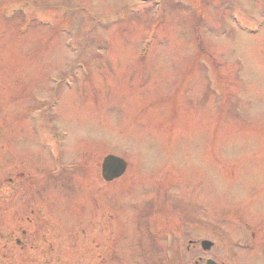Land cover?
I'll use <instances>...</instances> for the list:
<instances>
[{
	"label": "rangeland",
	"instance_id": "1",
	"mask_svg": "<svg viewBox=\"0 0 264 264\" xmlns=\"http://www.w3.org/2000/svg\"><path fill=\"white\" fill-rule=\"evenodd\" d=\"M206 260L264 264V0H0V264Z\"/></svg>",
	"mask_w": 264,
	"mask_h": 264
},
{
	"label": "water",
	"instance_id": "2",
	"mask_svg": "<svg viewBox=\"0 0 264 264\" xmlns=\"http://www.w3.org/2000/svg\"><path fill=\"white\" fill-rule=\"evenodd\" d=\"M127 168L126 162L116 156L108 155L103 158L100 166V175L105 183H111L114 180L119 179L125 173ZM200 247L202 251H209L212 247V243L208 241H201ZM205 264H216L212 260H207Z\"/></svg>",
	"mask_w": 264,
	"mask_h": 264
},
{
	"label": "flooded vegetation",
	"instance_id": "3",
	"mask_svg": "<svg viewBox=\"0 0 264 264\" xmlns=\"http://www.w3.org/2000/svg\"><path fill=\"white\" fill-rule=\"evenodd\" d=\"M116 181V180H115ZM114 182V181H113ZM199 246H200V243H199ZM196 263H199V262H196ZM205 264V263H204Z\"/></svg>",
	"mask_w": 264,
	"mask_h": 264
}]
</instances>
